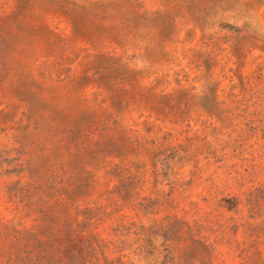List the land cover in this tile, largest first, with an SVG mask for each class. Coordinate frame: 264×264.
<instances>
[{
    "label": "rangeland",
    "instance_id": "obj_1",
    "mask_svg": "<svg viewBox=\"0 0 264 264\" xmlns=\"http://www.w3.org/2000/svg\"><path fill=\"white\" fill-rule=\"evenodd\" d=\"M0 264H264V0H0Z\"/></svg>",
    "mask_w": 264,
    "mask_h": 264
}]
</instances>
